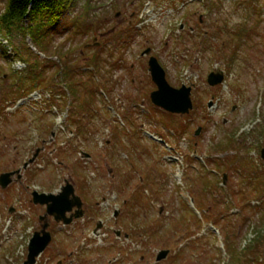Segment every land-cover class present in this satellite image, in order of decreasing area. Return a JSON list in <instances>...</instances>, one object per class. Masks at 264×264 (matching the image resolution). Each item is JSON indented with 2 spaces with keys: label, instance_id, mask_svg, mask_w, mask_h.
Listing matches in <instances>:
<instances>
[{
  "label": "rangeland",
  "instance_id": "1",
  "mask_svg": "<svg viewBox=\"0 0 264 264\" xmlns=\"http://www.w3.org/2000/svg\"><path fill=\"white\" fill-rule=\"evenodd\" d=\"M72 1L59 23L76 18L89 31L76 34L78 30L63 26L50 35L46 54L29 36L13 42L0 36L4 50L0 71L8 78L0 79V105L13 83V70L28 68L17 60L14 44L32 45L44 65L51 58L64 66L63 54H71L74 66L73 77L67 74L64 80L55 68L46 70L44 85L15 106L0 110V175L22 169L21 179L16 175L6 189L0 186V264H20L29 231L45 212L32 203V191L58 193L66 179L74 182L87 211L70 226L56 223V238L66 251L50 252L49 264L70 252L76 258H68L67 264H154L157 251L168 246L176 253L180 250L175 264H228V242L221 231L210 222L199 230L193 221L179 220L189 215L184 203L199 218L202 213L195 199L207 210L211 207L206 196L210 191L203 183L208 175L204 160L212 153L227 158L228 154L217 153L227 137L239 139L241 146L232 139L230 147L243 158L261 160L264 0ZM5 2L0 0V13ZM94 38H99L98 48ZM211 40L217 46L210 49ZM148 48L150 55L142 57ZM57 53L62 56L56 57ZM150 56L166 70L171 86H194L192 98L199 109L189 117L180 138L173 131L179 118L155 110L150 101L155 89L147 65ZM32 58L31 64L39 62ZM89 64L94 70L84 74ZM219 70L226 72L224 85L209 87L208 74ZM199 126L204 128L196 137ZM35 156V162L23 169ZM227 162L220 164L224 170ZM223 171L220 178L228 174L224 186L240 184L234 169ZM251 204L259 206L255 200ZM263 212L264 198L263 209L249 213L261 234ZM99 221L102 227L95 235ZM247 224L241 236L232 235L236 257L242 258V248L255 237ZM149 226L154 230L151 236L145 233ZM42 261L46 262L43 257Z\"/></svg>",
  "mask_w": 264,
  "mask_h": 264
},
{
  "label": "trees",
  "instance_id": "2",
  "mask_svg": "<svg viewBox=\"0 0 264 264\" xmlns=\"http://www.w3.org/2000/svg\"><path fill=\"white\" fill-rule=\"evenodd\" d=\"M73 4L72 0H6L3 12L0 13V36H5V38L13 42L18 41V38L21 36L23 39L28 36L31 38L33 43H36L41 48L40 51L44 54L48 53L49 46L52 42L50 40V35L54 32H58L63 26H68V30L73 27V30L76 34H86L89 31V27L86 23H80L78 19H72L68 24L59 23V19L62 16L64 17L67 9ZM72 22L78 23L75 27ZM132 25V24H131ZM77 26V27H76ZM133 26V25H132ZM93 29V28H92ZM133 29V28H132ZM121 31L118 33L119 39L121 38ZM246 32H242L245 35ZM73 37V36H72ZM8 40V41H9ZM126 42V41H124ZM26 43V42H25ZM17 49L18 58L17 60L23 61L28 64V68L24 71H14L13 70V83L11 84L8 91H6L1 100L0 110L4 112L7 106L14 105L18 99L22 96L28 95L35 88L41 87L46 81L45 72L49 69H54L55 72L62 73V69L65 71V75H70L73 72V67L71 63L70 55L64 56L65 65H58V63L49 58L45 60L48 64L44 65V62H41L40 59L28 45L23 44H14ZM121 46L122 44L119 43ZM56 55V54H55ZM61 54L56 55V57H61ZM35 57L39 62L31 64ZM44 60V59H43ZM93 60V59H92ZM63 74V75H64ZM58 74L55 73L54 77ZM10 77V75H9ZM71 77V75L69 76ZM73 77V76H72ZM0 79L2 82H7L8 78H5V74L0 71ZM54 80V79H53ZM44 82V83H43ZM187 124H180V130L185 132L187 130ZM234 140L236 145H239V140H235V137H227V139L219 144L217 153L222 152L228 154L224 159L214 157V153L211 154L208 158V164L214 165L217 171L220 173L224 170L225 166L220 165L226 159L228 160V165L223 172H227L229 169H234L238 175H240L241 182L237 186H233L232 183L227 184L226 187H220L222 184L223 178H218L216 175L211 174V171L206 170L205 172L207 178L204 180V187L209 193H206V196L210 200V206L207 210L205 207H200L203 214V221L191 214L190 217L180 219L179 221L186 220L187 222H194L197 224L199 230L203 222H212L215 223L218 228L224 234L226 241L228 242L227 248L229 252H232L233 256L231 258V264H264V232L262 234L256 231V228L253 226V231H255V237L249 242V244L241 252L242 258L236 257L238 250L235 249V246L232 244L233 236H241L242 227L247 224L248 228H252L251 213L257 209H263L261 202L264 198V162L261 160V163L254 158H237L240 157L238 151H234L230 146L233 143H230V140ZM226 147V149L224 148ZM228 150H230L228 152ZM225 151V152H224ZM238 152L234 153L233 152ZM232 152V156L229 153ZM216 153V154H217ZM239 155V156H238ZM211 175H214L216 180H212ZM218 193V194H216ZM215 194V195H213ZM222 194V195H221ZM196 198V197H195ZM253 200L260 202V208L254 207L251 205ZM132 201V200H130ZM197 201V200H196ZM136 202V201H134ZM200 204V201H197ZM237 207L239 212L235 216L233 215H224L225 212H229L231 209ZM234 219V220H232ZM264 222V212L261 217ZM226 221V222H225ZM242 222L243 225L239 224ZM220 224V225H219ZM150 229V228H149ZM153 233V230H150ZM193 234V232H191ZM189 233V234H191ZM233 235V236H232ZM245 257V258H243ZM250 257V258H248Z\"/></svg>",
  "mask_w": 264,
  "mask_h": 264
},
{
  "label": "water",
  "instance_id": "3",
  "mask_svg": "<svg viewBox=\"0 0 264 264\" xmlns=\"http://www.w3.org/2000/svg\"><path fill=\"white\" fill-rule=\"evenodd\" d=\"M150 50H147L149 54ZM149 70L151 72L152 79L157 85L158 89L151 94L153 103L156 106L163 108L164 110L173 114H189L193 109V101L191 98L192 87H187L183 85L180 89H175L171 87L166 79V72L159 64L158 60L152 57L149 60ZM225 76L224 72H213L208 78L207 82L211 86L220 85L224 82ZM200 131V130H199ZM199 134V132H197ZM36 156L30 160V163L35 161ZM28 166V163L24 165V168ZM21 170L16 172L5 173L0 176V185L2 188H6L12 182V177L18 174L20 179ZM227 179V176H225ZM33 201L36 205L40 204L47 207V213L45 216L41 217V220L47 219L48 215L54 217L57 222H63L69 225L74 218H79L83 216L82 212V200L80 197L75 195V189L72 184L67 182L66 186L62 188L61 193L58 195L39 193L35 191L33 193ZM77 207L78 210L75 214L67 217L68 212H72L73 209ZM47 224L44 225V229L40 233H36L31 239L29 244V254L27 261L24 264H35L36 258L46 249L51 241L50 233L45 232ZM167 252H162L158 256V260L165 258Z\"/></svg>",
  "mask_w": 264,
  "mask_h": 264
},
{
  "label": "flooded vegetation",
  "instance_id": "4",
  "mask_svg": "<svg viewBox=\"0 0 264 264\" xmlns=\"http://www.w3.org/2000/svg\"><path fill=\"white\" fill-rule=\"evenodd\" d=\"M99 39V38H97ZM90 45V44H89ZM44 223V222H43ZM43 223L40 222L38 220V225L37 226H34L33 227V233H36V232H40L42 230V226H43ZM49 227H48V231L51 233L52 235V241H51V244L50 246L46 249V251L44 252V254L42 255L43 257V260H45L46 262L42 263V264H49V263H53L51 261V258L50 257H46L50 252L53 253V252H60L62 254V252H64L66 250L65 248V245L63 243H61L60 240H57L56 238V234H57V230L56 228L58 227V225H56V223H54V221L50 220L49 221ZM58 224H61V223H58ZM170 249V255L167 257V259L161 261V262H158L156 264H175L174 262V255L176 256L178 253H176L175 251H173L172 248H169ZM75 257L76 258V254H72L71 252L69 254H67L65 257H63L62 259H59L56 263L54 264H67V259L68 258H72V257ZM42 257L38 260V263L39 262H43L42 261ZM53 259V258H52ZM70 260V259H69ZM50 261V262H49ZM84 264V263H83Z\"/></svg>",
  "mask_w": 264,
  "mask_h": 264
}]
</instances>
